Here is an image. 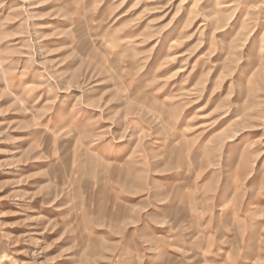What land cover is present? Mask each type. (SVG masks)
<instances>
[{
    "label": "rangeland",
    "instance_id": "rangeland-1",
    "mask_svg": "<svg viewBox=\"0 0 264 264\" xmlns=\"http://www.w3.org/2000/svg\"><path fill=\"white\" fill-rule=\"evenodd\" d=\"M0 264H264V0H0Z\"/></svg>",
    "mask_w": 264,
    "mask_h": 264
}]
</instances>
